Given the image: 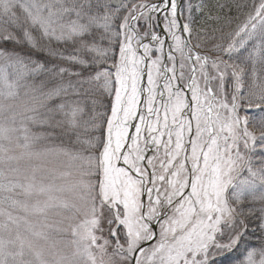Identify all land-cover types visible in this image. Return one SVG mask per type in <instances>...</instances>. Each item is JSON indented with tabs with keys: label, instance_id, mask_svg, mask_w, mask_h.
<instances>
[{
	"label": "snow or ice",
	"instance_id": "obj_1",
	"mask_svg": "<svg viewBox=\"0 0 264 264\" xmlns=\"http://www.w3.org/2000/svg\"><path fill=\"white\" fill-rule=\"evenodd\" d=\"M0 264H264V0H0Z\"/></svg>",
	"mask_w": 264,
	"mask_h": 264
},
{
	"label": "trees",
	"instance_id": "obj_2",
	"mask_svg": "<svg viewBox=\"0 0 264 264\" xmlns=\"http://www.w3.org/2000/svg\"><path fill=\"white\" fill-rule=\"evenodd\" d=\"M221 2H223V0H221Z\"/></svg>",
	"mask_w": 264,
	"mask_h": 264
}]
</instances>
